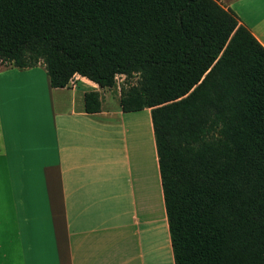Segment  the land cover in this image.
Listing matches in <instances>:
<instances>
[{"label":"trees","instance_id":"obj_1","mask_svg":"<svg viewBox=\"0 0 264 264\" xmlns=\"http://www.w3.org/2000/svg\"><path fill=\"white\" fill-rule=\"evenodd\" d=\"M151 108L175 264H264V45L219 0H0V66ZM87 112L100 93H85Z\"/></svg>","mask_w":264,"mask_h":264},{"label":"crops","instance_id":"obj_2","mask_svg":"<svg viewBox=\"0 0 264 264\" xmlns=\"http://www.w3.org/2000/svg\"><path fill=\"white\" fill-rule=\"evenodd\" d=\"M219 1L264 45V0ZM0 264H175L151 108L0 66Z\"/></svg>","mask_w":264,"mask_h":264},{"label":"rangeland","instance_id":"obj_3","mask_svg":"<svg viewBox=\"0 0 264 264\" xmlns=\"http://www.w3.org/2000/svg\"><path fill=\"white\" fill-rule=\"evenodd\" d=\"M138 83V75H118L116 84L112 88L115 92L121 94L122 89H128L129 87Z\"/></svg>","mask_w":264,"mask_h":264},{"label":"built area","instance_id":"obj_4","mask_svg":"<svg viewBox=\"0 0 264 264\" xmlns=\"http://www.w3.org/2000/svg\"><path fill=\"white\" fill-rule=\"evenodd\" d=\"M73 82V81H72Z\"/></svg>","mask_w":264,"mask_h":264}]
</instances>
